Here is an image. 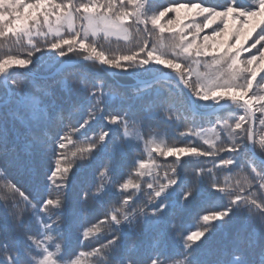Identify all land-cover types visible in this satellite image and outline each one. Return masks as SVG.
Segmentation results:
<instances>
[{
	"label": "snow or ice",
	"instance_id": "6c2138e0",
	"mask_svg": "<svg viewBox=\"0 0 264 264\" xmlns=\"http://www.w3.org/2000/svg\"><path fill=\"white\" fill-rule=\"evenodd\" d=\"M129 5L131 11L127 10ZM182 9L185 19L194 14L200 21L193 17L190 23H181ZM169 13H174L175 19L168 24H180L171 35V51L153 39L157 30L165 32L160 21ZM52 17L55 28L50 23ZM77 20L83 22L79 28ZM128 20L131 23L126 24ZM133 28L138 39L130 40ZM207 29L211 33L201 38ZM34 31L45 37L54 32L46 47L55 52L51 59L58 67L48 70L43 83L25 89L18 77L31 75L39 62L33 57L45 51L33 43ZM100 32L122 33L132 47L125 54L107 55L95 43ZM25 37L32 45L26 58L10 53L0 56V87L5 89V98L0 100V161L4 162L0 165V187L12 193L5 196L2 205L11 230L8 223L0 225V264H81L82 257H94L93 264H264V0H177L162 7H153V0H0V38L20 43ZM201 64L214 70L194 73L193 65ZM85 65L99 66L101 72H118L122 78L154 79L141 81L131 95L127 89L88 73ZM157 77L172 87L167 95L157 90L149 96L147 90L160 83ZM126 97L140 107L135 111L123 107ZM177 103L190 110L193 119L208 115V110L215 115L225 105L233 108L234 126H222V130L227 129L228 142L221 141L216 147V141L206 139L205 149L194 141L184 146L157 143L155 134L146 140L143 122L147 113L158 107L166 119H179V115H171ZM75 112L84 116L69 127ZM101 121L104 127L93 129ZM257 123L261 126L259 138L254 131ZM111 126H116L119 135ZM77 134L84 146L76 147L69 158L64 150L67 143H76L72 136ZM181 135L200 133L193 129ZM141 145L150 153L173 158L171 176L166 171L165 183H147L149 191L143 200L138 195L140 184L133 182L131 173L124 174L122 161ZM221 152L229 157L214 159L213 167L234 165L251 179L246 176L231 188L221 187L211 169L202 166L192 169L189 179L185 165L191 159L214 158ZM101 156L104 162L95 167ZM133 167L135 175H154L152 170L140 171L148 168L143 159L134 161ZM93 168V183L80 189L76 202L81 216L89 202L103 206V215L97 216L95 223H81L78 237L95 239L97 244L88 252L65 258L61 244L54 241L64 239L73 227L72 181L76 173ZM13 169L29 178L35 173V196L22 190L24 176L13 175ZM253 187L261 191L259 197ZM17 197L34 210L27 220ZM206 197L225 203L205 208L196 230L180 232L179 216L170 222L181 237L179 253L169 254L161 242L146 259L129 254L126 240L140 235L141 225L147 228L149 224L169 223L170 214L186 211ZM240 216L247 220V226L232 235L222 253L224 258L206 259L201 250L219 229Z\"/></svg>",
	"mask_w": 264,
	"mask_h": 264
},
{
	"label": "trees",
	"instance_id": "16d2710c",
	"mask_svg": "<svg viewBox=\"0 0 264 264\" xmlns=\"http://www.w3.org/2000/svg\"><path fill=\"white\" fill-rule=\"evenodd\" d=\"M56 2H60V0H56ZM177 0H153V7H162L165 5H169L171 3H175ZM179 3H187L188 0H178ZM194 2H199V0H194ZM213 3L222 2V0H212ZM170 14V13H169ZM197 19L198 17H194ZM81 21V20H80ZM162 21V22H161ZM160 23H163L161 20ZM183 21H181L182 23ZM190 18H187L183 23H190ZM197 22H199L197 20ZM81 23H83L81 21ZM131 23V22H129ZM169 27H171L168 23H165ZM180 24L176 26V31L179 30ZM130 40L138 39L134 32V28L130 29ZM168 29L165 30L163 34L156 31L153 36V39L157 41V44L161 47L167 48V50H171L170 46L172 43L171 35L167 34ZM208 33V32H207ZM210 33V32H209ZM100 37H95V43L98 49L104 50L107 55H117V53L121 51H128L132 47V43L130 40H126V44H122L117 50H111L110 48L106 47L105 45L100 46ZM39 38V36H38ZM202 38V37H201ZM54 39V36L45 37L44 44L46 46V41L51 42ZM93 39L90 37V40ZM123 39V38H122ZM42 47V43L39 44ZM31 47L27 45V37H25L20 43H15L13 39L8 38H0V56H3L5 53H10L20 58H26L27 52L31 51ZM27 51V52H22ZM74 55V54H70ZM247 55V54H246ZM55 56L54 51H49L48 53L42 55L39 59V62L35 64L34 70L38 74H47L48 70L54 67H57L55 60L51 59V57ZM36 60V58H33ZM210 59V58H209ZM86 66V65H85ZM93 66V65H90ZM88 65V67H90ZM95 67V73L102 76L103 79L108 84H115L119 89H127L128 93L131 95L135 94V90L137 87L141 86L134 78H122L121 74H109L106 72H101L99 70V66ZM185 70L186 69H182ZM194 73H205L213 71L212 68L205 67L204 64H201L199 67L193 65ZM93 73V74H95ZM19 76L18 78L21 79ZM153 76H145L143 78H151ZM45 77L29 75L26 78V82L29 84L30 89L33 87L34 84L37 82L43 83ZM195 79V75L192 77ZM172 86L168 83L164 82V79H160V83L156 86V88L148 89L147 95L152 96L155 95L157 90L161 94L167 95L168 90ZM61 95L60 91L57 89L56 97ZM5 98V89L0 87V100ZM117 104L120 103L117 100ZM125 108H131L133 111L137 110L140 105L133 101L132 99L125 98V103L123 105ZM176 109H179L177 111ZM200 111H205L203 106L201 107ZM235 110L231 107L223 108L220 111L215 112V115L208 114L204 116H196L193 119L192 113L190 110L182 108L178 103L176 104V108L173 110L171 115L174 117L179 115V119H172L168 120L164 116L163 112L160 111L158 107L152 108L147 113V118L143 122V134L146 140L151 139L152 134H155V139L157 143L163 141L168 145H175V146H184L188 145L191 141H194L197 146H202L203 148L207 149V144H204V140L216 141V147H220V142L223 141L225 143L229 140V135L227 132L226 127L222 130V126L229 124L231 121L234 120ZM84 116V113L75 112L72 114L71 117V124L68 126L71 127L75 125L78 121H81ZM220 119L217 120L216 117ZM104 127L103 122L101 121L99 124H94L93 129L99 130V128ZM112 132L115 135H119V130L116 126H111ZM195 130L200 135L196 136H188V135H181V133H187L190 130ZM107 130V129H105ZM130 131H139V129L131 130ZM255 133L257 138H259L261 134V126L257 123ZM89 135H92V132L89 131ZM218 138V139H217ZM72 141L76 142L67 143V147L64 150L65 153L71 158V154L73 151L76 150V147L84 146L80 143V137L77 135L72 136ZM151 146V145H150ZM154 146V145H152ZM159 153H150L148 148L143 147L141 145L140 148L132 150L128 152L125 156L122 157L123 161V172L124 174H132L131 179L134 183L140 184V191L138 195L140 196L141 200L146 198L148 193L147 183L151 182L154 185H159L161 183H165L166 180L164 178V173L167 171L169 176H171L170 168L173 164L172 159H165L164 157L159 158ZM228 158L229 154L226 152H221L219 156L214 158H206V157H196L190 160V162L185 165V170L189 174V179H191V172L192 169L196 167H204L205 169H211L213 178L221 185V187L231 188L236 185L237 181L243 180L244 177L247 176L248 179H251V176L248 175L247 172L240 173V170L233 166H223V167H213L214 159L218 160L219 157ZM138 159H143L147 165V169L140 170L142 172H147L148 170L153 171V176L145 175H135L134 173L137 171L136 168L133 167L134 161ZM158 159V161H157ZM185 159H188L185 157ZM105 160L104 156H101L96 161V166L99 167ZM154 162V163H153ZM3 161H0V165H3ZM11 168V165H9ZM95 172V168L93 169H83L80 172L76 173L73 181H72V189L70 192V205L72 208V215L70 216V220L72 222V230L71 232H65V238L60 239L56 238L54 243L61 244V255L65 256V258H71L72 254L77 252H88L94 246H96L97 241L95 239H85L80 240L78 237L80 236V225L81 223H88L89 221L95 223L97 216H102L104 212V208L101 204L97 202H89L88 205L85 206V211L81 216L79 211V205L77 204V193L80 191L82 187L89 186L93 183V173ZM158 172V175H155ZM13 175H23L24 179L21 183L24 185L23 189L26 193H31L32 196H35L38 191V186L34 182V175L32 173L33 178H29L27 175L23 173H17L13 169ZM256 183L255 181L253 182ZM3 182L0 181V185ZM252 191L257 193L259 197L261 195V191L257 188L253 187ZM12 193L8 192L6 189L0 187V225L8 223L6 221V211L2 207L4 203L5 196L11 197ZM16 201L19 205V209L24 213V219H28L32 213L33 209L31 207H26L25 202L22 197H17ZM35 203V199L32 201ZM225 203L224 200L220 199H209L205 198L199 203H194L188 206L186 211H179L177 210L175 215H169V223L166 224H149L147 228L143 225L140 226L141 234L140 235H133L127 238L126 245L128 248V252L130 255L138 256L141 258L146 259L152 251L163 242V246L169 254H177L180 252L181 248V237L177 233L176 229L171 227L170 222L175 220L177 216L181 218L180 221V232L186 231H194L197 227L200 226V221L198 217L203 214L205 208L209 207H222ZM247 226V220L240 216L238 218H234L233 222L229 225L224 226L223 228L219 229L212 239L210 240L209 244L206 245L201 251L204 254L206 259L215 261L218 259H223L222 253L225 252L228 248L232 235L238 231L242 230ZM9 231L11 230V225L8 223ZM135 245V246H133ZM93 258L89 257H82L81 264H93Z\"/></svg>",
	"mask_w": 264,
	"mask_h": 264
},
{
	"label": "rangeland",
	"instance_id": "374dc122",
	"mask_svg": "<svg viewBox=\"0 0 264 264\" xmlns=\"http://www.w3.org/2000/svg\"><path fill=\"white\" fill-rule=\"evenodd\" d=\"M118 6V5H117ZM127 10H129V11H131L132 10V6L131 5H129L128 6V9ZM180 16H181V21H185L186 19H185V16H186V13H185V10H181V13H180ZM193 17H194V14H193ZM193 17H190V20L193 18ZM173 19H175V14L174 13H170V14H167L165 17H163L161 20H163V25L165 26V29H168V31H167V34L168 35H172V33L173 32H175L176 31V26H178L179 25V23L178 24H175V25H170L171 27H169L168 25H166L165 23H168V21L169 20H173ZM200 17H198L196 20H198V21H200ZM129 22H131L130 20H128V21H125V23L126 24H128ZM162 22V21H161ZM182 22V23H183ZM50 23L54 26V28H55V26H56V21H55V17H52V19L50 20ZM81 25V21L80 20H77L76 21V27L77 28H79V26ZM216 25H213V27H215ZM44 30H47V25H44ZM208 32V33H207ZM211 33V29H207V30H205V32H202L201 33V37H203V35H205V34H210ZM61 34H63V35H65V37L67 38V34L65 33V30H64V28L63 27H61ZM102 36V37H100L101 39H100V42H99V45L100 46H103V45H105L106 47H108V48H110L111 50H117L119 47H121L122 46V44L124 43V44H126V40L124 39V36H123V34L121 33V34H111V35H106L105 33H103V32H100L99 34H98V37L99 36ZM38 36H39V38H38ZM48 36H54V32H50L46 37H48ZM123 38V39H122ZM218 39H221V38H218ZM44 40H45V36H43V35H38L35 31L33 32V34H32V41H33V43L36 45V46H38V47H41V46H39V44L40 43H42V47L41 48H44L45 49V51L43 52V54L42 53H36L35 54V56L33 57V58H41L42 57V55H44V54H46V53H48L49 51L47 50V47L45 46V44H44ZM250 43V42H249ZM27 45L29 46V47H31V49H32V45H30V44H28V38H27ZM171 51V50H170ZM253 51H255V50H253ZM22 52H27V51H22ZM127 51H121V52H119V53H117V55H119V54H125ZM28 53V52H27ZM90 66V65H89ZM58 67V66H57ZM85 69H86V71L88 72V73H90V74H93V73H95V67H93V66H90V67H88V65H86L85 66ZM214 70V69H213ZM33 72H35V71H33ZM36 73V72H35ZM38 74V73H37ZM31 75H33V74H31ZM41 75V77H46V75L47 74H40ZM94 75H96L97 77H99V78H102V76H100L99 74H94ZM21 79H20V81H21V84H22V87L23 88H25V89H30V86H29V84L26 82V78L25 77H20ZM140 79H143V80H151V79H154V77H151V78H140ZM160 79H163V78H160ZM140 85H141V83H139ZM134 101V100H133ZM118 101H116V103H117ZM208 111H210V110H208ZM201 112H203V111H201ZM209 114H211V112H209ZM234 123H235V119L233 120V121H231L229 124H227V125H233L234 126ZM255 129H256V127H255ZM255 129H254V131H255ZM152 146V145H151ZM207 147H208V145H207ZM159 158H160V156H159ZM168 159H172L171 157H169ZM157 161H158V159H157Z\"/></svg>",
	"mask_w": 264,
	"mask_h": 264
},
{
	"label": "water",
	"instance_id": "95a60500",
	"mask_svg": "<svg viewBox=\"0 0 264 264\" xmlns=\"http://www.w3.org/2000/svg\"><path fill=\"white\" fill-rule=\"evenodd\" d=\"M33 75H35V76H41L40 74H37V73H35V72H33L32 73ZM109 74H112V75H114V74H120V73H118V72H113V73H109ZM47 76V75H46ZM157 78H159V77H157ZM138 83H141V81H146V82H151L153 79H151V80H143V79H140V78H134ZM160 79V78H159ZM226 107H229L228 105H225L224 106V108H226ZM220 110H222V109H217L216 110V112L217 111H220ZM209 112H211V110L209 111Z\"/></svg>",
	"mask_w": 264,
	"mask_h": 264
}]
</instances>
